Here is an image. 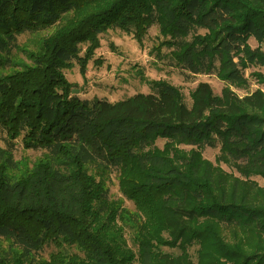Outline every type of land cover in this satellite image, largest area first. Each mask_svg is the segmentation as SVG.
Masks as SVG:
<instances>
[{"label": "trees", "instance_id": "trees-1", "mask_svg": "<svg viewBox=\"0 0 264 264\" xmlns=\"http://www.w3.org/2000/svg\"><path fill=\"white\" fill-rule=\"evenodd\" d=\"M153 26L161 60L221 92L201 81L186 103L156 80L117 101L73 94L64 70H85L101 34L142 42ZM26 33L40 40L17 62ZM262 43L264 0H0V264H264V91L232 88L264 83ZM20 137L45 157L13 179ZM113 176L134 211L110 197Z\"/></svg>", "mask_w": 264, "mask_h": 264}, {"label": "rangeland", "instance_id": "rangeland-1", "mask_svg": "<svg viewBox=\"0 0 264 264\" xmlns=\"http://www.w3.org/2000/svg\"><path fill=\"white\" fill-rule=\"evenodd\" d=\"M158 29L153 26L149 29L142 42L134 38L133 34L126 33L120 29H110L108 32L100 35V46L95 50L93 58L87 63L85 70L75 62L64 70L66 79L73 85V94L83 99L105 98L110 101H117L129 97L137 92H150V82L156 80L167 81L183 94L186 103L191 102L190 92L198 82H208L215 93H220L226 83L216 75H196L187 76L180 68L173 66L168 59L161 60L156 55L155 48L158 45ZM39 36L23 34L19 37V43L22 50L16 53L17 62L27 61L25 52L37 47ZM250 44L257 46L258 43L251 38ZM264 49V43L261 44ZM168 52L166 48L163 49ZM250 69L247 74L250 73ZM250 86L244 89L232 87L239 95L260 88L264 91V83H258L250 77ZM166 140L158 139L156 146L163 149ZM0 146L5 147L2 140ZM178 148L191 150L190 146L179 145ZM204 159L213 164H219L225 171L233 172V168L227 164L218 161L219 147H206L201 151ZM44 153L41 150L26 148L23 145L22 138L15 140L14 161L17 165L16 170H7L13 179L23 177L38 162L44 160ZM0 167H3L0 164ZM253 179L264 187V178L254 176ZM110 189L112 199L121 200L123 204L131 211L135 210L132 201L127 200L119 190V183L113 176L106 182ZM228 239L232 237V231L224 230ZM126 239L129 245H132L131 230L127 229ZM6 244V243H4ZM58 247L49 245L44 249V256L56 252ZM169 253H179L177 249L164 248ZM191 254L195 258V248L191 249Z\"/></svg>", "mask_w": 264, "mask_h": 264}, {"label": "water", "instance_id": "water-1", "mask_svg": "<svg viewBox=\"0 0 264 264\" xmlns=\"http://www.w3.org/2000/svg\"><path fill=\"white\" fill-rule=\"evenodd\" d=\"M75 92H77V91L74 90L73 93H75Z\"/></svg>", "mask_w": 264, "mask_h": 264}]
</instances>
